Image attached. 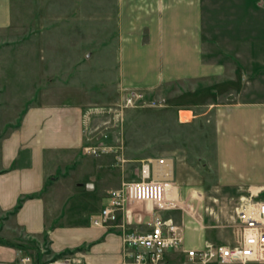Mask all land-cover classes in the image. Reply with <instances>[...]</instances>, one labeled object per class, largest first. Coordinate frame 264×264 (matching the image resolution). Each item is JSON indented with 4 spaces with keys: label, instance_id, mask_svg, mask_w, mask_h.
I'll use <instances>...</instances> for the list:
<instances>
[{
    "label": "crops",
    "instance_id": "crops-1",
    "mask_svg": "<svg viewBox=\"0 0 264 264\" xmlns=\"http://www.w3.org/2000/svg\"><path fill=\"white\" fill-rule=\"evenodd\" d=\"M66 1L99 4L105 29L115 32L113 96L119 86L150 90L224 78L219 85L228 89L230 103H211L195 115L209 116L212 124L217 184L264 195V0ZM12 16V0H0V38L10 34ZM68 84L62 86L70 90ZM45 90L35 91V103L20 110L19 120L1 126L9 131L0 137V239L9 245L0 243V264H21L32 244H48L56 256L78 251L83 264H121L119 232L91 225L110 190L97 200L100 170L81 152L88 96L84 90L47 96ZM47 99L58 103H40ZM166 162L176 184L173 163ZM183 219V249L201 248L202 217ZM183 259L179 250L165 256L169 263Z\"/></svg>",
    "mask_w": 264,
    "mask_h": 264
},
{
    "label": "rangeland",
    "instance_id": "rangeland-1",
    "mask_svg": "<svg viewBox=\"0 0 264 264\" xmlns=\"http://www.w3.org/2000/svg\"><path fill=\"white\" fill-rule=\"evenodd\" d=\"M99 7L85 1L73 5L66 0H12L11 32L0 38V137L9 131L1 128L4 123L19 120L20 110L35 103L30 100L35 91L40 94L46 88L47 96L66 97L84 90L90 104L85 110L81 152L100 170L97 200L108 190L139 180L142 164L172 161L177 190L175 209L164 213L166 218L183 228V216L202 217L204 243L235 245L242 229L237 208L250 196L243 189L232 191L217 184L212 124L209 116L195 118L211 103H230L228 89L219 85L224 78L174 82L150 90L119 86L113 96L115 89L108 82L115 73L117 38L113 28L105 29L108 21L100 20ZM51 25L54 27L42 34ZM105 81L107 88L101 85ZM63 83H69L71 89L66 90ZM72 86L79 89L72 90ZM133 91L141 92L143 99L126 108V94ZM40 103L58 102L47 99ZM180 114L193 118L180 122ZM88 147H105L107 153L92 156L84 151ZM174 211L177 214L170 213ZM126 221L122 214L115 223ZM117 226L107 230L118 231ZM27 247V264H83L78 251L57 257L49 252L48 244Z\"/></svg>",
    "mask_w": 264,
    "mask_h": 264
},
{
    "label": "built area",
    "instance_id": "built-area-1",
    "mask_svg": "<svg viewBox=\"0 0 264 264\" xmlns=\"http://www.w3.org/2000/svg\"><path fill=\"white\" fill-rule=\"evenodd\" d=\"M142 99L139 91L127 93L124 106L133 107ZM192 118L180 114L179 121L187 122ZM84 151L92 156L107 153L105 147H88ZM156 166L166 170L163 178L158 177L162 170L158 171ZM169 171L171 168L164 159L142 164L139 180L110 190L105 205L91 219L93 227L108 229L116 228L115 222L120 215H125L126 223L117 226L123 251L121 264H264V198L250 196L237 208L242 229L235 245L205 242L199 249H183V228L164 215L175 209L177 188L172 178L166 176ZM178 250L184 256L182 262L165 260L167 252ZM29 262V258L21 260V264Z\"/></svg>",
    "mask_w": 264,
    "mask_h": 264
},
{
    "label": "bare ground",
    "instance_id": "bare-ground-1",
    "mask_svg": "<svg viewBox=\"0 0 264 264\" xmlns=\"http://www.w3.org/2000/svg\"><path fill=\"white\" fill-rule=\"evenodd\" d=\"M168 168H170V165H168ZM165 173V172H164ZM164 173H159L158 175V177L159 178H163L164 177ZM169 179H171V171H169V173L166 175Z\"/></svg>",
    "mask_w": 264,
    "mask_h": 264
},
{
    "label": "trees",
    "instance_id": "trees-1",
    "mask_svg": "<svg viewBox=\"0 0 264 264\" xmlns=\"http://www.w3.org/2000/svg\"><path fill=\"white\" fill-rule=\"evenodd\" d=\"M0 243H4V244L9 245L7 242L2 241L1 239H0ZM67 253H72V252H64V253H61V254L57 255V257H60V256H62L64 254H67Z\"/></svg>",
    "mask_w": 264,
    "mask_h": 264
}]
</instances>
